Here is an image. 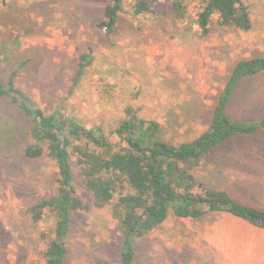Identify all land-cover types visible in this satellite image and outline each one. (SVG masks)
Instances as JSON below:
<instances>
[{
	"label": "rangeland",
	"instance_id": "1",
	"mask_svg": "<svg viewBox=\"0 0 264 264\" xmlns=\"http://www.w3.org/2000/svg\"><path fill=\"white\" fill-rule=\"evenodd\" d=\"M5 2L0 81L16 72V84L38 107L51 112L59 103L86 126L130 103L159 123L164 140L194 139L208 128L235 64L264 58V0H249V32L213 25L206 37L173 17L126 14L108 36L97 27L107 0ZM90 51L91 73L69 98L78 59ZM227 115L242 121L264 116V73L240 82ZM28 128L17 107L0 98V264H44V243L24 210L55 193L57 169L46 156L23 155ZM196 177L239 204L264 209V134L231 138L203 161ZM68 242L65 264H119L121 239L108 209L77 213ZM133 244L135 264H264V230L225 213L200 219L171 213Z\"/></svg>",
	"mask_w": 264,
	"mask_h": 264
},
{
	"label": "trees",
	"instance_id": "2",
	"mask_svg": "<svg viewBox=\"0 0 264 264\" xmlns=\"http://www.w3.org/2000/svg\"><path fill=\"white\" fill-rule=\"evenodd\" d=\"M124 14L132 19L173 17L200 37L209 35L213 25L242 33L253 25L249 0H107L97 27L109 36ZM93 62L91 51L79 57L67 97H74ZM263 73V57L238 61L219 93L206 131L178 143L161 138L159 123L130 103L114 107V117L86 126L59 103L51 112L38 107L16 84V72L5 83L0 81V98L15 105L29 123L30 143L23 155L46 156L57 169L55 193L24 210L44 243V264H65L73 218L93 208L108 209L116 222L121 239L119 264H135L134 239L162 225L171 213L180 219L225 213L264 230V209L239 204L227 191L196 177L203 161L231 138L264 134V116L242 121L227 115L240 82Z\"/></svg>",
	"mask_w": 264,
	"mask_h": 264
}]
</instances>
